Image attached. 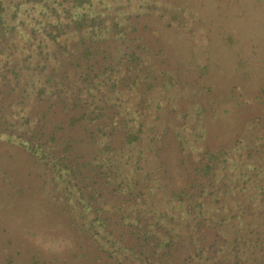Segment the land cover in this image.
<instances>
[{
    "label": "trees",
    "instance_id": "16d2710c",
    "mask_svg": "<svg viewBox=\"0 0 264 264\" xmlns=\"http://www.w3.org/2000/svg\"><path fill=\"white\" fill-rule=\"evenodd\" d=\"M93 3L0 0V242L13 233L20 241L44 234L58 245L39 253L23 241L0 252V264H97V258L100 264H264V199L258 205L235 191L228 174L227 152L242 125L221 132L214 124L225 114L217 108L242 107L238 98L215 100L234 86L225 88L224 79L218 86L209 63L188 77L196 87L203 82L205 92L186 95L189 102L183 107L178 101L176 113L186 117L195 103L204 138H213L200 137L196 154L182 153L176 141L172 120L178 114L163 117L158 128L147 122L146 110L138 109L141 118L135 120L113 98L116 89L135 83L144 103L149 74H174L166 68L173 47V68L181 65L176 75L189 71L186 48L195 42L184 37L181 9L193 0H161L159 9L171 10L174 24L157 15L149 19L162 27L157 37L138 24L137 15ZM259 88L264 89L263 81ZM256 108L264 111V94L238 111ZM262 115L248 122L263 127L264 138ZM171 152L178 153L174 168L165 161ZM146 153L156 161L153 170L142 164ZM62 180L72 187L68 192L79 217L71 216V196L62 192ZM45 199L54 202L53 214L64 224L50 230L31 226L41 214L37 202ZM46 210L42 218L52 214ZM59 246L64 256L58 255Z\"/></svg>",
    "mask_w": 264,
    "mask_h": 264
},
{
    "label": "rangeland",
    "instance_id": "374dc122",
    "mask_svg": "<svg viewBox=\"0 0 264 264\" xmlns=\"http://www.w3.org/2000/svg\"><path fill=\"white\" fill-rule=\"evenodd\" d=\"M94 3L97 8L111 7L113 13H117L118 10L137 15L141 18L138 22L139 25H145L147 27V33L154 37L157 34L161 25H156L155 22L149 21L153 19L155 15L160 16L162 23L168 22L174 24L171 10H160L161 0H102V3ZM66 7L68 2H64ZM192 5L184 4L181 9V15L184 17L183 30L186 32V38L194 40L195 44L192 47L186 48L190 52V69L186 71L185 75H176L181 65L177 64L176 68H173L172 61L175 57L174 47L167 51L168 64L166 68L172 69V71L163 70L166 74L160 71H153L149 74V81L151 82L150 89L144 93V103H139L142 95L139 91L137 84L132 83V86H125L121 89H116L113 96L119 107L127 111L126 116L135 117V120L141 118L139 116L141 111L146 110L145 115L148 123H153L160 128L161 120L163 117L167 118V115L176 113L178 101L181 106L186 107L189 100L186 101V95H195L198 90V94L205 92V86L203 82L196 87L194 81L187 80L188 77H193L195 70L200 68L203 63H209L214 66V73L212 78L217 82L218 86H221V81L224 82V87H233L234 90L228 96L215 97V100L230 102V99L238 98L241 101V105H237V109L234 112L230 106L222 105L217 108V111L222 110L223 113H229V117L223 116L222 121H214V124L218 126L217 131H225L230 128L231 124L239 122L238 125H242V132L239 135L240 138L234 147L228 149L227 155L229 156L230 166L228 167L229 178L232 179L231 187L238 192L243 191L249 196L255 203H260L264 199V138L260 135L263 133V127L260 125L249 124V118L256 117L258 114H263L264 111H260L259 108L255 110L245 112H239L238 109L246 108V104L257 101V96L264 94V89H260L259 85L264 80V0H193ZM171 4V2H169ZM163 5V4H162ZM150 15H145V11ZM196 13V15L193 12ZM201 13L202 15L198 14ZM23 18H27L25 15H21ZM170 17V18H168ZM136 18V17H135ZM25 39L24 34L18 36V41ZM161 46L160 43L153 44L155 50H158ZM177 49V48H176ZM178 50V49H177ZM27 51L25 50V54ZM165 53V51H163ZM160 59V55L157 56ZM240 57L242 61L239 62ZM239 67V68H238ZM222 70V71H221ZM226 72L224 78L222 73ZM251 73V74H250ZM122 74V71L119 72ZM241 74L240 77L238 75ZM118 75V71H116ZM170 76V78L167 77ZM114 76V75H113ZM216 78V80H215ZM256 79V86H253V79ZM224 79V80H223ZM214 83V82H213ZM215 89V93H216ZM187 102V103H186ZM239 103V102H237ZM191 112L183 117L181 112L175 117L173 123L176 124L175 129L178 132L176 141H181L183 146L182 153L196 154L200 149L201 138H204V132L200 129L201 122L197 120L200 115L197 113V106L190 104ZM245 110V109H244ZM262 115V116H263ZM261 116V117H262ZM172 115H170V118ZM246 123V124H245ZM245 125V126H244ZM203 135V136H202ZM213 138L206 136L203 142H210ZM172 143L175 142L171 140ZM173 145V144H172ZM252 146V149L249 147ZM172 148L169 147V149ZM170 151H173L172 149ZM178 153L171 152L166 154V162L175 167L174 161L177 160ZM195 156V155H194ZM142 164L145 169L153 170L155 168L156 161L152 156L146 153V157L143 159ZM62 192L70 193L69 206L71 207V216L79 217V210L73 206L71 186L62 180L59 182ZM69 185V186H68ZM159 191V189L157 190ZM2 189L0 187V193ZM73 192H76L73 188ZM61 194V193H60ZM166 195V194H162ZM165 197V196H164ZM41 214H44L48 210L52 214H46L45 218L42 215L31 223L33 228H41L42 230L53 229L56 225L64 224L57 215L53 214L52 206L54 202L50 199L37 202ZM89 216L93 214L88 212ZM32 216V212L28 211L23 214L24 220L28 224L29 217ZM88 216V217H89ZM54 217V218H53ZM56 221H55V220ZM41 221V222H39ZM44 222V223H43ZM55 224V226H54ZM29 226V225H28ZM44 230V231H46ZM0 231H4L3 225L0 224ZM6 235V234H5ZM33 240H25L13 233V237L5 240V244L0 242V252L13 251L20 243L28 249H35L37 252L47 253L53 250L58 245L50 238H46L44 234ZM59 243V242H57ZM5 248V250H4ZM48 248V250H46ZM60 253L58 255L64 256L61 246ZM4 250V251H3ZM103 254V251H101ZM100 252H98L99 254ZM100 258H97V264H100ZM104 262V261H103ZM101 264H107L106 262Z\"/></svg>",
    "mask_w": 264,
    "mask_h": 264
}]
</instances>
